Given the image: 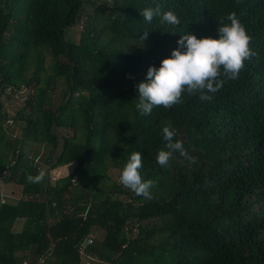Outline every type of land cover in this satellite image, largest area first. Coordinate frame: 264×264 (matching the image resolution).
I'll use <instances>...</instances> for the list:
<instances>
[{"label":"trees","instance_id":"16d2710c","mask_svg":"<svg viewBox=\"0 0 264 264\" xmlns=\"http://www.w3.org/2000/svg\"><path fill=\"white\" fill-rule=\"evenodd\" d=\"M156 4L179 25L146 21L141 13ZM86 6L91 15L78 43L66 41ZM103 9L91 0H0V95L9 86L32 90L11 121L21 124L20 136L10 137L0 116V175L26 196L0 206V264H84L86 257L126 264L142 256L146 264H264V0H113ZM232 12L256 53L238 79L209 93L210 102L185 94L142 116L137 86L148 69L170 58L182 35L218 39V21ZM105 29L113 36L101 42L96 33ZM166 124L195 164L179 152L168 166L157 163L168 150ZM61 129L71 136H59ZM27 143L47 146V171L73 165L72 172L55 185L48 174L30 183L27 176L41 171ZM135 151L142 179L156 182L150 199L121 184L101 187L107 170L121 171ZM17 220L24 226L14 232ZM93 229L103 238L82 247Z\"/></svg>","mask_w":264,"mask_h":264},{"label":"clouds","instance_id":"9594fccd","mask_svg":"<svg viewBox=\"0 0 264 264\" xmlns=\"http://www.w3.org/2000/svg\"><path fill=\"white\" fill-rule=\"evenodd\" d=\"M141 15L149 23L154 17H159L161 24L174 26L180 23L172 11H162L159 4L145 9ZM218 24V39L182 35L179 47L172 51L171 57L162 60L159 68L153 66L148 69L147 81L137 86L139 99L136 108L142 116L150 115L154 108L170 109L182 103L185 94L199 95L201 102H210L213 96L209 93L220 91L226 80L238 79L245 62L256 55L251 48L252 37L235 12L221 18ZM147 38L148 32H145L141 39L144 41ZM162 135L168 150L158 152L156 161L161 167L168 166L175 152H179L190 164L197 162L196 157L184 149L182 141L175 139L178 133L171 125L163 127ZM142 159L141 152H133L120 171L118 182L137 196L150 199V190L156 182L142 179ZM44 179L43 171L36 176H27L30 183H41Z\"/></svg>","mask_w":264,"mask_h":264},{"label":"rangeland","instance_id":"374dc122","mask_svg":"<svg viewBox=\"0 0 264 264\" xmlns=\"http://www.w3.org/2000/svg\"><path fill=\"white\" fill-rule=\"evenodd\" d=\"M92 3L95 4V6H98L103 10V14L105 13V10L103 9V5L105 6H111L113 5V0H91ZM91 12V6H86L82 13L80 14V19L78 23L75 26H71L68 29H66L65 32V40L68 42L78 43L80 34L82 33L83 29L85 28L86 21L88 19V16L91 14H88ZM103 23V22H102ZM96 33V32H95ZM102 35L98 38L101 42H108L112 38V34L109 30L105 29L102 32L98 31L96 34ZM12 32L8 33V37H10ZM91 37H93L91 35ZM94 39V38H93ZM113 46L117 45L118 42L112 41L110 42ZM130 49L132 48V43H130ZM22 62V61H21ZM29 62V61H27ZM20 65L19 63H16V67ZM50 60L48 58H45L44 61V67L49 69ZM36 66V61L34 64L29 63L28 67L25 69L27 70L25 72V78H29L31 75V71ZM22 72V71H21ZM23 73V72H22ZM32 90L29 91L28 88L21 87L20 90H15L12 86H9L1 95H0V116L4 117V119L7 121V126L3 124V129H6L7 134L10 137H18L21 134V124L19 123H12L16 113L22 109L27 107L26 100L29 98V94ZM86 94V93H83ZM59 136L65 137V136H71L72 132L67 131L64 129H61L58 131ZM62 143V137L59 138V145ZM47 146L38 144V143H27L24 148V152L29 156L36 160V162L40 166V171H43L45 174H48V179L51 185H55L59 179L67 177L73 169V165H67L62 166L63 169H59L61 167H58L56 169L47 171V168L44 165L45 158L47 155ZM11 164H13V161H11ZM6 178L10 175V171L5 173ZM120 175V171L114 168H109L106 172V177L101 182V187L103 189H112L114 184L119 185L118 178ZM5 187V188H4ZM14 190L16 192V197L18 196L19 199H25L26 196L22 194V188L17 185L14 181L5 183L3 182V178L0 175V195H8L9 190ZM124 201L127 200V198L121 197ZM6 198H4L5 200ZM6 203V202H5ZM8 203H11L8 200ZM3 204H0V206ZM146 225V229H156L155 227H158L161 225V223H143ZM137 230V229H136ZM137 231H134V234H136ZM91 236L93 240H99L102 239L104 236V232L100 229H96L93 233H91ZM157 237H155L156 240ZM153 240H151V243ZM147 262V256H142L138 258L132 259L129 263L126 262V264H146Z\"/></svg>","mask_w":264,"mask_h":264},{"label":"crops","instance_id":"0c3cea01","mask_svg":"<svg viewBox=\"0 0 264 264\" xmlns=\"http://www.w3.org/2000/svg\"><path fill=\"white\" fill-rule=\"evenodd\" d=\"M65 167V166H64ZM59 169H63L62 167L59 168ZM5 188V187H4ZM1 198H6L5 199V202L8 203V200L12 203V204H15L17 201H19L20 199L18 198V196L16 197V192L14 190H9L8 191V195L4 196V195H0V200ZM24 226V220H17L16 223H15V226L13 228V231L14 232H19L22 230ZM96 229H93L92 233L95 231ZM91 235V234H89ZM44 261V259H42ZM23 262H26V260H24ZM23 264V263H22ZM28 264V263H27Z\"/></svg>","mask_w":264,"mask_h":264},{"label":"built area","instance_id":"2783aa9c","mask_svg":"<svg viewBox=\"0 0 264 264\" xmlns=\"http://www.w3.org/2000/svg\"><path fill=\"white\" fill-rule=\"evenodd\" d=\"M5 203V200L3 198H1V201H0V204H4ZM93 242V238L91 235L88 236L87 240H86V245H91ZM91 260H94L93 258L91 257H86V259L83 261L84 264H90V261ZM44 261L41 260V263H43ZM23 264H27L26 262H23Z\"/></svg>","mask_w":264,"mask_h":264},{"label":"water","instance_id":"95a60500","mask_svg":"<svg viewBox=\"0 0 264 264\" xmlns=\"http://www.w3.org/2000/svg\"><path fill=\"white\" fill-rule=\"evenodd\" d=\"M85 244H86V240L83 241V243H82V247H84Z\"/></svg>","mask_w":264,"mask_h":264}]
</instances>
